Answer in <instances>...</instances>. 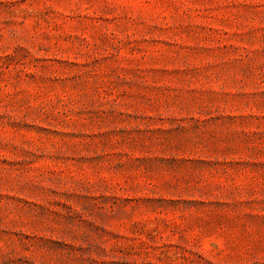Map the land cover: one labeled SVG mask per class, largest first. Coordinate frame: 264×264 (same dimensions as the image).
Segmentation results:
<instances>
[{"label": "rangeland", "instance_id": "1", "mask_svg": "<svg viewBox=\"0 0 264 264\" xmlns=\"http://www.w3.org/2000/svg\"><path fill=\"white\" fill-rule=\"evenodd\" d=\"M0 264H264V0H0Z\"/></svg>", "mask_w": 264, "mask_h": 264}]
</instances>
